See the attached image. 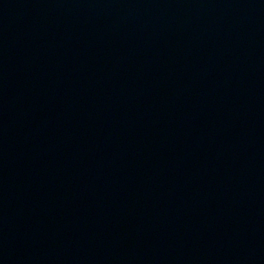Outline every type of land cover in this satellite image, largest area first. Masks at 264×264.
I'll list each match as a JSON object with an SVG mask.
<instances>
[{"label":"water","instance_id":"95a60500","mask_svg":"<svg viewBox=\"0 0 264 264\" xmlns=\"http://www.w3.org/2000/svg\"><path fill=\"white\" fill-rule=\"evenodd\" d=\"M0 264H264V0H0Z\"/></svg>","mask_w":264,"mask_h":264}]
</instances>
